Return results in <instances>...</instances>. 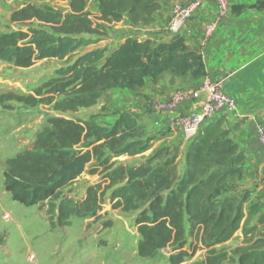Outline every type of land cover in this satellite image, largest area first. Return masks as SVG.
Instances as JSON below:
<instances>
[{
	"label": "trees",
	"instance_id": "16d2710c",
	"mask_svg": "<svg viewBox=\"0 0 264 264\" xmlns=\"http://www.w3.org/2000/svg\"><path fill=\"white\" fill-rule=\"evenodd\" d=\"M24 1L10 21L26 28L0 34V61L19 69L42 60L66 63L34 95L8 96L29 107L47 106L56 114L47 118L31 147L6 161L3 188L11 199L25 207L47 203L49 216L56 219L51 226L63 227L71 218L97 217L108 196L112 209L134 216L141 259L152 260L170 249L168 262L182 264L197 244L222 245L240 231L243 246L230 255L210 250L194 264H264V209L260 200L246 205L253 193L242 186L247 158L221 120L206 125L187 143L181 173L176 145L154 150L133 165L116 161L152 148L154 138L134 111L118 112L109 127L97 124L94 115L71 116L97 105L111 89L137 93L165 76L171 81L205 76L199 51L180 34L159 42L128 37L112 49L95 47L72 58L104 37L107 25L126 18L134 27L151 26L169 0H94L98 15L92 18L86 0H68V12ZM247 9L264 11V0L233 12ZM88 168L92 175L100 173L105 185L87 187L79 201L64 194ZM190 238L195 243H189L192 254L185 250Z\"/></svg>",
	"mask_w": 264,
	"mask_h": 264
},
{
	"label": "rangeland",
	"instance_id": "374dc122",
	"mask_svg": "<svg viewBox=\"0 0 264 264\" xmlns=\"http://www.w3.org/2000/svg\"><path fill=\"white\" fill-rule=\"evenodd\" d=\"M86 1L87 12L90 17L98 15L95 1ZM184 1L186 0L177 1L174 4L183 3ZM31 3L39 8H51L62 12L69 11L68 0H31ZM24 5H26L24 0H0V34L19 28L25 30L26 27L10 21L12 10ZM169 7H172V5H169ZM169 22L170 19L166 26L160 28L159 31L168 34ZM152 26L153 24L150 27ZM148 27L142 28L146 30ZM107 28V34L98 39L95 45L80 49L72 58L95 47L112 49L126 38L139 34L138 27L130 25L126 18L119 23L107 25ZM213 36L208 41L203 42L202 40V42L206 44ZM65 63V61L58 60H42L28 69H19L3 62L0 63V102H2L0 104V264H170L168 262L171 255L170 249L161 251L152 260L138 257L137 243L140 237L134 225V216L122 213L118 209H112L108 196L101 203V209L97 217L71 218L67 226L52 227L51 223L55 222L56 219L54 215L49 216L47 203L25 207L14 202L9 193L4 190L3 171L6 169V161L31 147L36 134L45 125L47 118L56 115L47 106L39 104L35 107H29L13 99L10 100L8 96L10 94L34 95V89L53 76L54 71L65 65ZM201 80H191L188 77H176L173 81L169 79V83L171 86L174 85V89L168 92L163 100H158L154 104L146 106L145 109H141V111L133 108L130 104L128 107L110 106V108H107L104 106L98 110H90L91 107L71 116L73 118H87L94 115L97 116V124L109 127L118 119V112L129 109L140 115L139 122L145 127L142 115L150 114L151 107L155 110L158 104L169 101L171 96L195 90ZM183 104L174 107L171 112L177 110ZM188 114L172 116L167 122V127L171 126L174 119ZM146 123L149 127L148 136L154 138L151 143L152 148L143 155L136 157H120L116 159L117 162L128 165L140 163L148 158L154 150L167 145L160 140L162 132H159V123L153 121ZM180 136L182 142L170 145L178 146L179 168L182 173L185 152L183 143L187 144L188 142L183 139L181 133ZM248 176L246 175L243 181V187L253 190V193L247 200L246 205L260 200L264 209V191L255 186L253 180ZM99 183L105 185L102 175L100 173L92 175L89 173L88 168L84 174L65 188L63 193L79 201L84 198L87 187ZM258 216L256 215L251 219V224L257 221ZM191 242L194 243L193 238L188 240V245L185 247L189 254H192V247L189 246ZM241 246H243V238L241 232L238 231L228 242L222 245L206 248L201 243L197 244L195 253L182 264L200 262L204 260L210 250L226 252L230 255L233 250Z\"/></svg>",
	"mask_w": 264,
	"mask_h": 264
},
{
	"label": "crops",
	"instance_id": "0c3cea01",
	"mask_svg": "<svg viewBox=\"0 0 264 264\" xmlns=\"http://www.w3.org/2000/svg\"><path fill=\"white\" fill-rule=\"evenodd\" d=\"M177 1L183 0H169L160 15L155 16L153 26L146 30L138 28L139 34L134 36L140 40L149 39L153 42L170 40L172 35L159 30L166 26L171 17L169 5ZM257 1L259 0H229L231 12L222 19L213 38L205 44L202 42V29L213 20L215 14V5L206 2L180 35L190 47L199 51L205 68V77L213 81L224 80L225 93L235 100L236 113L220 115L216 121L221 120L222 128L230 131L231 139L239 145L247 158L246 175H249L248 178L253 180L255 186L264 191V150L257 138V129H264V11L247 9L239 14L233 12L238 6L252 5ZM21 7L12 10L11 14ZM169 79L170 77L166 76L155 85L149 81L137 93L122 89L108 90L99 99L100 104L90 110H98L104 106L128 107L132 104L133 108L141 111L146 106L163 100L167 93L174 89ZM203 102V97L186 102L177 110L166 114L151 107L150 114L142 115L146 134L149 135L146 122L153 121L159 123V132H162L160 140L163 143L170 145L182 142L180 133L167 127L169 118L199 111ZM186 147L187 144L183 143V148Z\"/></svg>",
	"mask_w": 264,
	"mask_h": 264
},
{
	"label": "built area",
	"instance_id": "2783aa9c",
	"mask_svg": "<svg viewBox=\"0 0 264 264\" xmlns=\"http://www.w3.org/2000/svg\"><path fill=\"white\" fill-rule=\"evenodd\" d=\"M206 2H212L215 5L213 20L203 27L201 33L203 42L208 41L215 33L218 24L231 12L229 0H186L183 3L172 4L171 18L167 28L168 34L172 36L181 34L187 23L194 18ZM202 97L204 102L199 112H192L171 122L170 127L181 133L183 139L190 143L206 125L215 122L218 116L236 113L237 104L225 93L224 80L213 81L204 77L195 90L171 96L169 101L158 104L155 111L166 114L179 104L195 101ZM257 138L264 150V129H257Z\"/></svg>",
	"mask_w": 264,
	"mask_h": 264
}]
</instances>
